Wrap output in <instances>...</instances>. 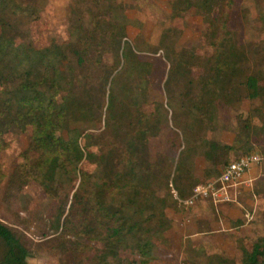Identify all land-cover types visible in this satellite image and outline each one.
<instances>
[{"label":"trees","instance_id":"obj_1","mask_svg":"<svg viewBox=\"0 0 264 264\" xmlns=\"http://www.w3.org/2000/svg\"><path fill=\"white\" fill-rule=\"evenodd\" d=\"M19 1L0 0V152L9 145L5 133L14 129L28 135V144L8 178L0 163L3 197L34 184L57 200L54 229L62 230L55 242L62 257L79 252L81 241H96L102 246L91 264L120 263L126 247L134 255L128 264H151L157 229L170 226L166 208L172 196L173 203L189 198L196 185L217 178L233 154H251L252 134L264 133V42L252 45L253 65L229 29L234 0H170L173 18L190 10L202 17L212 52L199 56L191 49H169L168 108L157 104L144 111L141 101L153 65L128 39L134 19L127 10L135 2L71 0L69 39L42 46L15 18L35 20L39 13ZM173 30H164L160 39ZM193 66L203 70L198 79L191 75ZM245 98L260 100L261 125L238 116L239 131L231 142L202 135L214 130L219 103L234 107ZM78 120L103 122V128L82 137L70 127ZM171 127L177 156L166 153L151 161L148 142ZM83 159L95 164V172L79 168ZM198 159L204 161L200 174ZM30 247L29 238L0 220V264H28ZM241 252L240 264H264V236L250 247L242 245ZM217 258L216 264L224 260Z\"/></svg>","mask_w":264,"mask_h":264},{"label":"rangeland","instance_id":"obj_2","mask_svg":"<svg viewBox=\"0 0 264 264\" xmlns=\"http://www.w3.org/2000/svg\"><path fill=\"white\" fill-rule=\"evenodd\" d=\"M124 1L128 4L134 2L136 4L127 10L128 17L134 19L128 27V39L134 45L139 57L153 65L152 73L147 78L148 82L145 83L147 95L145 100L141 101L142 109L150 111L157 104H163L165 108H168L165 80L169 66L165 58L166 54L169 49L176 51L191 49L199 56L210 55L212 49L204 37L207 24L194 10L186 12L179 18H173L170 14V0ZM19 2L24 6L32 5L30 7L37 14L39 13V17L35 20L15 15L17 23L24 30L29 29L37 45L46 46L52 42L60 43L69 39L68 17L71 0H21ZM168 28L174 30L161 40V33ZM229 29L247 48L250 61L255 65L252 45L264 42V0H234ZM105 61L115 67L116 62L113 58L106 57ZM202 73L201 67L191 68L194 79H198ZM260 84L264 86V79L260 81ZM259 109H263L259 99L245 98L240 105L234 107L219 103L214 130H207L202 135L206 134L210 138L231 142L234 134L239 131L238 116L248 119L251 125H261L257 113ZM104 110L105 107L102 113ZM70 127L78 128L83 137L86 133L100 132L103 122L92 123L78 120L72 121ZM172 129L171 127L162 130L148 142V154L151 161H159L160 157L166 153L170 157L177 156L178 152L175 147H172V143L176 141L171 140ZM252 135L254 143L252 153H257L262 160L250 171L251 180L247 178L237 187L229 188L231 200L226 201L229 204L215 205L211 198H198L188 206L179 199L173 203L172 196L169 200L170 205L166 208L170 226L166 225L164 230L157 229L153 239L154 258L151 264H216L219 259L217 256L224 259L222 263L217 264H240L242 245L250 247L251 243L264 236V195L262 194L264 193V133ZM4 137L9 145L0 152V163L8 178L13 168L22 161L20 153L27 147L28 135L14 129L5 133ZM238 155L233 154L230 161L237 159ZM203 166V159H198L196 162L198 174ZM79 168L91 173L96 170L95 164L86 159L82 160ZM73 183L74 189L78 180ZM245 185L247 187H244ZM5 186L4 181L0 188V220L18 229L31 240L28 264L92 263L93 252L102 246L96 241L88 243L81 241L82 248L75 254L66 253L62 257L59 253L55 239L61 235L62 228L60 227L57 231L54 229L57 200L45 195L41 188L34 184L25 186L22 191H16L10 199H6L3 197ZM73 189L69 196L66 213ZM256 189L262 194L258 201L254 198ZM193 210L200 211V214H195ZM194 220L197 222L199 232H196ZM62 222L63 218L60 220V225ZM127 249L128 247L119 254L120 263L117 260H110L109 264H128V260L134 259V255ZM59 256L69 260L62 261ZM260 259L264 261V256Z\"/></svg>","mask_w":264,"mask_h":264},{"label":"built area","instance_id":"obj_3","mask_svg":"<svg viewBox=\"0 0 264 264\" xmlns=\"http://www.w3.org/2000/svg\"><path fill=\"white\" fill-rule=\"evenodd\" d=\"M262 157L257 153L242 155L231 161L214 180L206 184H198L192 190V195L184 203L192 205L196 199L204 198L213 202H226L231 200L229 188L236 187L244 181V176L250 167L260 163ZM175 195V191H173Z\"/></svg>","mask_w":264,"mask_h":264},{"label":"crops","instance_id":"obj_4","mask_svg":"<svg viewBox=\"0 0 264 264\" xmlns=\"http://www.w3.org/2000/svg\"><path fill=\"white\" fill-rule=\"evenodd\" d=\"M259 163H256V164H254V165H252L251 167H250V169L246 172V174H245V176H244V182L246 181V179L248 178L249 180H251L250 179V176H249V173H250V171L254 168V167H256V165H258ZM249 186V185H248ZM237 187V186H236ZM244 187H247V185H245ZM256 195L254 194V198L258 201V196L257 197H255ZM204 202V201H203ZM215 205H217L218 203L219 204H229V202H213ZM235 206V205H234ZM193 212L195 213V214H200V211H197V210H193ZM240 217V216H239ZM196 218V217H195ZM238 219H236V221H237ZM235 221V222H236ZM194 227H196V232L198 231V229H197V222L194 220ZM199 232V231H198Z\"/></svg>","mask_w":264,"mask_h":264}]
</instances>
